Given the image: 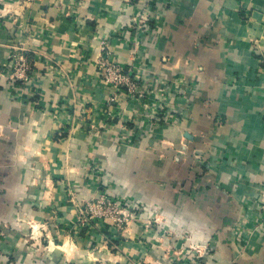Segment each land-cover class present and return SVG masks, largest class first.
<instances>
[{
  "label": "crops",
  "instance_id": "0c3cea01",
  "mask_svg": "<svg viewBox=\"0 0 264 264\" xmlns=\"http://www.w3.org/2000/svg\"><path fill=\"white\" fill-rule=\"evenodd\" d=\"M101 55L145 96L111 102ZM74 109L94 127L70 140ZM95 167L123 230L79 221ZM198 263L264 264V0H0V264Z\"/></svg>",
  "mask_w": 264,
  "mask_h": 264
},
{
  "label": "built area",
  "instance_id": "2783aa9c",
  "mask_svg": "<svg viewBox=\"0 0 264 264\" xmlns=\"http://www.w3.org/2000/svg\"><path fill=\"white\" fill-rule=\"evenodd\" d=\"M157 3H166L171 0H156ZM147 16H141L140 22L142 28L148 27L152 22H156L158 15L153 13L150 9L146 12ZM138 21V19H136ZM108 44H103L102 51H107ZM26 49L21 45H14L11 47L7 58V67L10 70L9 80L11 86L15 89L24 87V84L31 78L32 63L26 54ZM108 53V52H107ZM99 65L101 73L106 83H109L113 87L114 93L110 97L112 101H119V93L127 92L130 96L143 98L145 92L139 91L138 93V78H142L133 69H126L121 64L110 59L109 55H101L99 59ZM135 72V73H134ZM148 79V78H147ZM138 93V94H137ZM157 114V112L152 115ZM167 115V116H166ZM162 115L164 120L171 121V115ZM140 216L134 209L128 205L123 204L119 199L107 192L99 197H95L86 202L85 207H79V217H82L83 221H89L92 218L101 217L106 221L112 223L115 227L123 230L128 226L132 219ZM147 226L154 223H161L160 218L155 215H151L145 220ZM199 264V263H198Z\"/></svg>",
  "mask_w": 264,
  "mask_h": 264
},
{
  "label": "rangeland",
  "instance_id": "374dc122",
  "mask_svg": "<svg viewBox=\"0 0 264 264\" xmlns=\"http://www.w3.org/2000/svg\"><path fill=\"white\" fill-rule=\"evenodd\" d=\"M129 69V68H127ZM101 76H102V81L105 82L104 78H103V73H101ZM110 100V99H109ZM111 102H113L112 100H110ZM117 102V101H116ZM86 117L84 119H81V117L79 116L78 112L76 111V109H74L73 111H71L69 114H68V120H67V127H68V131H62V135L63 133H65V135H61L62 137H66L68 139H73L74 137V133L75 131L77 130V128L80 126L81 128H84V129H92L94 127V123H90V125H88V117H89V112L87 111H84L82 110L81 111ZM97 169V171H99V175L101 176V179L99 180V185H98V190H97V193L94 194L92 197H90V199H93L95 197H99L100 195H103L105 192L111 194V192H109L108 190H111L109 185L107 183H105V170L102 168V167H95ZM70 191L72 192V190L70 189ZM72 194V193H71ZM90 199H87L85 200L84 202H82V204H78V208L79 207H85V204L87 201H89ZM120 201V199H119ZM80 223L81 225L83 224H87L90 222V226L93 224V222H98V221H104V222H107L108 224V221H106L105 219L103 218H99V217H94L92 218L91 220L89 221H83L82 220V217L80 218ZM161 223L162 221L165 222L164 219L160 220Z\"/></svg>",
  "mask_w": 264,
  "mask_h": 264
}]
</instances>
